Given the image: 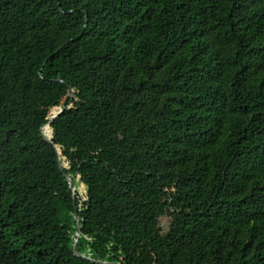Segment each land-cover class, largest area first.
I'll return each mask as SVG.
<instances>
[{
	"label": "trees",
	"instance_id": "trees-1",
	"mask_svg": "<svg viewBox=\"0 0 264 264\" xmlns=\"http://www.w3.org/2000/svg\"><path fill=\"white\" fill-rule=\"evenodd\" d=\"M116 256L264 264V0H0V264Z\"/></svg>",
	"mask_w": 264,
	"mask_h": 264
},
{
	"label": "water",
	"instance_id": "water-1",
	"mask_svg": "<svg viewBox=\"0 0 264 264\" xmlns=\"http://www.w3.org/2000/svg\"><path fill=\"white\" fill-rule=\"evenodd\" d=\"M71 93V89L68 90V94ZM65 100V99H64ZM64 100L62 102V105L59 106V107H56L53 112H51L50 114V117H49V124H48V127H50V122H53L58 116L59 114L63 111L64 109ZM43 134V137L47 140V141H50L51 142V139L49 136L46 135L45 132H42ZM57 152H59V150L57 149ZM58 163H59V166L62 168V160L61 158L59 157L58 158ZM67 178V181H68V186H69V189L70 191L72 192L73 195H77L79 196V193L78 191L75 189V186H74V183H73V178H70L68 176H66ZM83 194H84V191H83ZM75 213V217H76V221L78 220V216L76 214V212L74 211ZM79 234H80V228L79 226L77 225V231L75 233V240H74V245H73V251L75 254H78V241H79ZM86 258H89L88 256H85ZM92 262H95L97 264H129L130 262L127 261L126 259V262L124 261H121V259H113V261H110V262H107V261H97V259H91Z\"/></svg>",
	"mask_w": 264,
	"mask_h": 264
},
{
	"label": "rangeland",
	"instance_id": "rangeland-1",
	"mask_svg": "<svg viewBox=\"0 0 264 264\" xmlns=\"http://www.w3.org/2000/svg\"><path fill=\"white\" fill-rule=\"evenodd\" d=\"M75 181H76V184H75ZM73 183H74V186H75V189L78 191V193L80 195L83 194V191H84V187L81 185V184H78L77 180H75ZM162 224H161V231L164 232L165 229H166V223H165V219H162L161 220ZM117 258V256H116ZM118 259V258H117Z\"/></svg>",
	"mask_w": 264,
	"mask_h": 264
}]
</instances>
